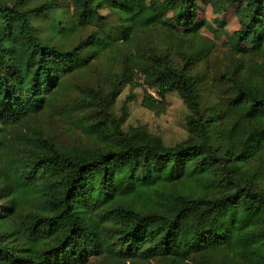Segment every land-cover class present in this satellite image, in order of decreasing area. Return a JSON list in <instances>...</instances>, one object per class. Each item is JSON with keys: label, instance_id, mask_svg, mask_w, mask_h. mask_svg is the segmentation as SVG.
<instances>
[{"label": "trees", "instance_id": "trees-1", "mask_svg": "<svg viewBox=\"0 0 264 264\" xmlns=\"http://www.w3.org/2000/svg\"><path fill=\"white\" fill-rule=\"evenodd\" d=\"M242 2L236 38L254 51L233 53L229 87L203 108L194 70L214 42L160 24L172 11L193 28L198 0H0V264H264V0H227ZM117 58L106 96L72 102L97 145L59 143L45 121L71 74ZM136 79L178 94L188 140L124 128L114 107Z\"/></svg>", "mask_w": 264, "mask_h": 264}, {"label": "rangeland", "instance_id": "rangeland-1", "mask_svg": "<svg viewBox=\"0 0 264 264\" xmlns=\"http://www.w3.org/2000/svg\"><path fill=\"white\" fill-rule=\"evenodd\" d=\"M62 1V0H59ZM147 3L162 6L164 0H147ZM70 13L72 5L69 4ZM101 15L109 16L108 11H101ZM246 15V4H230L227 0H198V18L196 24L191 29H183L177 26L175 16L172 11H168L160 18V24L171 28L182 35H199L214 42L216 49L210 59L196 67L194 73L205 75L207 83L202 86L203 97L208 96L202 102V107L209 106L222 90L229 87V70L233 68V53H251L254 47L241 43L236 38V32L240 29L241 22ZM42 29V36L48 35L49 21L43 20L38 23ZM93 29V27H90ZM87 33H84L86 35ZM154 39L157 38L153 34ZM141 39H150V36L142 35ZM77 43L78 39H71ZM141 41V40H140ZM239 57V55H237ZM121 59L115 61H105L97 63L87 75L71 74L72 81L68 84L71 88L66 92V96L60 108L45 121L46 131L51 132L57 141L67 147L93 148L97 145L94 139L85 134L82 130L79 119L81 110L79 106H73L72 102L77 97H85L89 100L99 95H107L110 91V79L116 73H120ZM147 88V87H146ZM146 88L143 80H137L127 85L121 95L116 99L114 114L117 118L125 117L124 128H145L152 134L162 138L167 145H175L190 138L187 126L188 109L183 100L176 93H171L162 101L157 91L150 89V93L155 101H151L153 107L148 108L149 101H146ZM92 110H100L96 104L92 105L87 113ZM85 112V113H86ZM90 264H100L96 259H92ZM128 264H134L129 262ZM136 264H148L136 262Z\"/></svg>", "mask_w": 264, "mask_h": 264}]
</instances>
